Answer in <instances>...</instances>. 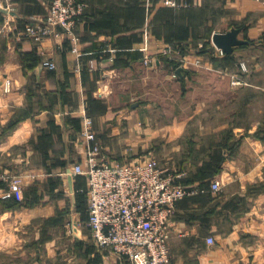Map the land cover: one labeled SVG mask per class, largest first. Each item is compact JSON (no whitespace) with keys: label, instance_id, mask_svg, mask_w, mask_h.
Instances as JSON below:
<instances>
[{"label":"crops","instance_id":"1","mask_svg":"<svg viewBox=\"0 0 264 264\" xmlns=\"http://www.w3.org/2000/svg\"><path fill=\"white\" fill-rule=\"evenodd\" d=\"M52 1L0 0V264H122L96 247L89 193L75 191L88 192L87 177L66 176L75 163L87 165L85 118L107 160L156 159L183 171L187 184L206 185L181 200L171 219L174 263L264 264V7L179 0L216 10L220 17L210 22L227 28L213 34L244 28L251 43L227 62L214 44L203 51L206 40L192 38L202 27L194 31L188 19L185 26L183 15L184 32H176L169 8L182 7L161 0L149 13L142 0H84L79 53L63 35L28 37V25H39ZM45 60L56 69L43 67ZM242 62L249 73L233 86L230 75ZM14 178L24 193L17 207L5 197ZM215 180L219 193L211 190Z\"/></svg>","mask_w":264,"mask_h":264},{"label":"built area","instance_id":"2","mask_svg":"<svg viewBox=\"0 0 264 264\" xmlns=\"http://www.w3.org/2000/svg\"><path fill=\"white\" fill-rule=\"evenodd\" d=\"M142 1L149 7L153 0ZM164 1L174 8L182 6L179 0ZM255 1L264 7V0ZM86 8L84 0H53L49 15L39 25L29 24L26 35L40 42L63 35L74 43L73 51L79 53L77 26ZM218 51L225 55L222 50ZM169 53L170 48H166L164 54ZM151 62L149 58L145 61L146 64ZM42 65L56 69L52 60H45ZM248 73V65L242 62L240 71L230 75L232 85L244 84ZM81 140L86 149L87 165L75 163L66 176L70 180L81 175L87 177L88 227L96 247L110 252L122 264H176L169 245L171 219L181 200L204 190L183 185L179 181L185 177L183 171L173 170L156 159L139 163L107 160L101 147L95 144L91 118L84 119ZM211 190L221 192V183L213 181ZM5 197L24 199L20 178L13 179Z\"/></svg>","mask_w":264,"mask_h":264},{"label":"rangeland","instance_id":"3","mask_svg":"<svg viewBox=\"0 0 264 264\" xmlns=\"http://www.w3.org/2000/svg\"><path fill=\"white\" fill-rule=\"evenodd\" d=\"M161 2H163L165 5H167L164 0H161ZM186 2L183 3L180 1V4H182V6H181L182 8H180V9L169 8L176 13L175 17H174L175 21H176V27H175L176 32H178V33L184 32V29L186 26L185 20L188 19L191 21L190 27H192V29L202 27V30L198 33V35L196 37H192V38L198 39V37H200V39H203V40L205 39V40H207L213 44L211 38H212V35H213V32H214L216 26H219L220 28L222 26H223V28H225V27L227 28V25H223V24L220 25V23H214V22L211 23L210 22V21H213L212 19H214L215 17H217V16L220 17V14L217 13L216 10L213 11V9L210 7L206 11H204L203 9L202 10H197V9L192 10L190 4H187ZM152 3H153V1H152ZM152 3H151V5H152ZM216 4H217V2H216ZM143 5L147 9V13H149L148 9H151L150 8L151 5L149 7L147 5H145L144 3H143ZM179 11H180V13H179ZM190 11H194V12L190 14L189 13ZM177 13H179V14H177ZM203 14H204V17H203ZM150 15L151 14H149L148 18H151ZM181 16L184 19L185 26L182 22V19L180 18ZM171 18H173V17H168L167 15H164L162 17L163 20H166V19L170 20ZM205 18H207V22H206L207 24L206 25L203 24ZM250 57L254 58V56H250Z\"/></svg>","mask_w":264,"mask_h":264},{"label":"water","instance_id":"4","mask_svg":"<svg viewBox=\"0 0 264 264\" xmlns=\"http://www.w3.org/2000/svg\"><path fill=\"white\" fill-rule=\"evenodd\" d=\"M242 32L243 28L237 27H232L228 31H216L212 36V42L217 49L222 50L225 54H232L237 48L250 44L249 40L241 36ZM183 72L182 67L177 70L181 79Z\"/></svg>","mask_w":264,"mask_h":264},{"label":"trees","instance_id":"5","mask_svg":"<svg viewBox=\"0 0 264 264\" xmlns=\"http://www.w3.org/2000/svg\"><path fill=\"white\" fill-rule=\"evenodd\" d=\"M143 2V1H142ZM188 10V9H187ZM86 11V10H85ZM191 13H193V12H190V14ZM84 15H85V13H84ZM189 22H190V24H191V21L189 20ZM238 28H243L242 26H239ZM195 30H198V28H194V31ZM243 30H244V28H243ZM194 43H195V45H196V43H197V40H194ZM250 43H251V41H250ZM178 49H184L182 46H178L177 47ZM210 48H213V49H215L214 48V46H213V44L211 43V42H209V41H207L206 40V43L204 44V47H203V51H206V52H209V49ZM224 60L223 61H227V62H230L232 59V54H225L224 55ZM212 62L214 63V64H216L217 62H221V61H219V60H217L215 57H212ZM180 67H177V69H179ZM79 177V176H78ZM78 177H76V179H75V181L77 180V178ZM183 185H185V186H191V185H189V184H187L186 182H185V180H184V178H182V179H180L179 180ZM195 187V186H194ZM204 187H206V185H204V186H200V190L201 189H204ZM77 193H80L81 195H83V196H88V192H87V189L86 188H77L76 187V190H75ZM11 199L14 201H12L13 202V204H12V206L11 207H17V206H19L20 205V203H21V201H19V200H17L16 198H13V197H11ZM88 214H89V212H88ZM88 218H89V215H88Z\"/></svg>","mask_w":264,"mask_h":264}]
</instances>
